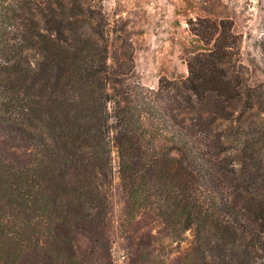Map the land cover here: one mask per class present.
<instances>
[{
  "label": "trees",
  "instance_id": "obj_1",
  "mask_svg": "<svg viewBox=\"0 0 264 264\" xmlns=\"http://www.w3.org/2000/svg\"><path fill=\"white\" fill-rule=\"evenodd\" d=\"M198 19L187 75L154 88L132 50L108 63L102 0H0V264H114L117 238L132 264H170V241L179 264H264V160L220 128L264 112V84Z\"/></svg>",
  "mask_w": 264,
  "mask_h": 264
},
{
  "label": "rangeland",
  "instance_id": "obj_2",
  "mask_svg": "<svg viewBox=\"0 0 264 264\" xmlns=\"http://www.w3.org/2000/svg\"><path fill=\"white\" fill-rule=\"evenodd\" d=\"M109 22L108 63H115L124 50L133 53V79L157 87L162 76H186V58L194 48L203 46L197 35L200 16L221 19L239 43L241 63L251 84H264V0H102ZM116 65V64H115ZM220 128L230 153L238 160L256 150L264 160V112L253 109L243 121H223ZM247 131L242 137L243 131ZM243 149V150H242ZM114 187L119 183L117 155L112 152ZM113 192V217L122 218V204ZM188 239L192 232L187 231ZM112 245L114 264H132L119 238ZM170 264L184 261L188 241L163 244ZM168 252V253H167Z\"/></svg>",
  "mask_w": 264,
  "mask_h": 264
}]
</instances>
